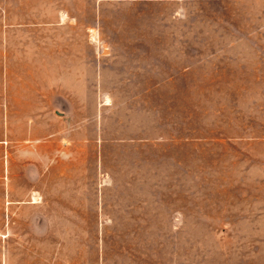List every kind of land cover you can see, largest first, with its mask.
<instances>
[{"label":"rangeland","instance_id":"374dc122","mask_svg":"<svg viewBox=\"0 0 264 264\" xmlns=\"http://www.w3.org/2000/svg\"><path fill=\"white\" fill-rule=\"evenodd\" d=\"M0 264H264V0H0Z\"/></svg>","mask_w":264,"mask_h":264}]
</instances>
